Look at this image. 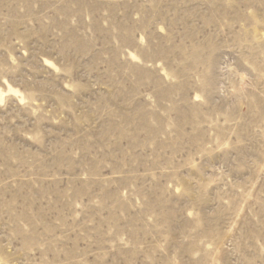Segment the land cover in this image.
Instances as JSON below:
<instances>
[{
	"label": "rangeland",
	"instance_id": "obj_1",
	"mask_svg": "<svg viewBox=\"0 0 264 264\" xmlns=\"http://www.w3.org/2000/svg\"><path fill=\"white\" fill-rule=\"evenodd\" d=\"M0 89V264H264V0H0Z\"/></svg>",
	"mask_w": 264,
	"mask_h": 264
},
{
	"label": "bare ground",
	"instance_id": "obj_2",
	"mask_svg": "<svg viewBox=\"0 0 264 264\" xmlns=\"http://www.w3.org/2000/svg\"><path fill=\"white\" fill-rule=\"evenodd\" d=\"M8 90L11 91V92H15V93H16V90L13 89V88H11L10 86H9ZM2 96H3V94H2V90L0 89V98H1Z\"/></svg>",
	"mask_w": 264,
	"mask_h": 264
}]
</instances>
